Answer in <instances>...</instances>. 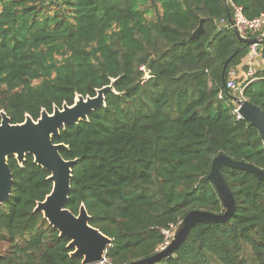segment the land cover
I'll return each mask as SVG.
<instances>
[{"label": "trees", "instance_id": "obj_1", "mask_svg": "<svg viewBox=\"0 0 264 264\" xmlns=\"http://www.w3.org/2000/svg\"><path fill=\"white\" fill-rule=\"evenodd\" d=\"M226 1L249 20L264 14V0ZM256 36L264 38V27L247 34ZM259 49L264 57V43ZM249 53L228 27L223 0H0V111L12 124L72 105L76 95L93 97L115 80L104 107L52 139L68 146L64 160L77 159L65 208L76 215L83 204L90 226L112 240L103 264L153 256L191 211L221 214L207 179L216 156L264 170L262 138L236 119L226 88L234 70L243 99L264 114V70L246 78ZM8 165L0 264H81L33 212L51 191L49 173L29 155ZM220 172L234 198L230 219L196 224L171 257L149 264H264V181Z\"/></svg>", "mask_w": 264, "mask_h": 264}, {"label": "water", "instance_id": "obj_2", "mask_svg": "<svg viewBox=\"0 0 264 264\" xmlns=\"http://www.w3.org/2000/svg\"><path fill=\"white\" fill-rule=\"evenodd\" d=\"M223 3L227 12L228 25L239 42L249 47L264 43V38L261 36L253 38L241 36L234 27L227 1L223 0ZM201 23L202 20L197 30L192 33L191 39L202 32ZM182 44L184 45L185 41H182ZM239 52L240 48L225 62L221 74L223 82L229 61ZM153 61V58L149 60L147 70L150 69ZM114 82L115 80L112 79L109 85L97 89L93 97L76 95L72 105L68 106L64 103L61 108L53 107L50 114L42 110L37 120L25 115L22 123L12 124L9 117L0 111V205L9 198L13 181L8 159L14 158L21 166L26 156H31L33 164L49 173L46 180L52 184L50 193L43 201L36 204L33 212L41 213L43 219L58 232V236L68 241L66 247L71 250L69 256L80 258L81 264L104 263L106 251L111 247L112 240L90 226V216L83 204L80 205L76 215L65 208L71 188L72 167L77 159L64 160L60 151L68 150V146L54 144L52 139L59 137L60 131H63L66 126L87 122L91 112L104 107V95L109 91L114 92ZM228 98L237 106V113L241 119L258 130L264 144L263 112L245 99L233 95H229ZM221 167L244 170L252 173L258 180L264 181V170L244 162L233 161L222 154L216 156L212 160L207 179L213 184L218 194L223 212L221 214L201 210L189 212L176 225L165 247L149 258L130 264H149L161 258H169L185 241L190 229L196 224L223 223L230 219L234 211V198L220 172Z\"/></svg>", "mask_w": 264, "mask_h": 264}, {"label": "built area", "instance_id": "obj_3", "mask_svg": "<svg viewBox=\"0 0 264 264\" xmlns=\"http://www.w3.org/2000/svg\"><path fill=\"white\" fill-rule=\"evenodd\" d=\"M231 16L233 19V24H234L235 29L243 37H247L248 33L257 32L264 27V14L260 15L259 17L255 18V19L249 20V19L245 18V16L243 15L242 8L240 6L232 5ZM228 27H229V25H228ZM260 54L261 53L259 52V45L253 44L250 46V53H249V56L247 58L248 72H247V76H246V78L249 80L252 79V76H253L252 63L258 57H260ZM140 70L145 74V78L148 77L146 74L145 67H141ZM235 75H236V72L234 70H230L228 72L229 80L226 83V88L233 92V96L240 97L241 99H243V97H242L243 88L238 87L234 83V81L232 80V78H234ZM237 109L238 108L235 105L234 114H235L236 119L240 120L241 117L237 113ZM173 230H174V228H171L170 232H165L167 238H169V235L172 233ZM163 247H165V246H163Z\"/></svg>", "mask_w": 264, "mask_h": 264}, {"label": "crops", "instance_id": "obj_4", "mask_svg": "<svg viewBox=\"0 0 264 264\" xmlns=\"http://www.w3.org/2000/svg\"><path fill=\"white\" fill-rule=\"evenodd\" d=\"M260 46V45H259ZM260 52V49H259ZM261 53V52H260ZM252 68L254 72L263 71L264 70V57H258L254 62L252 63Z\"/></svg>", "mask_w": 264, "mask_h": 264}, {"label": "rangeland", "instance_id": "obj_5", "mask_svg": "<svg viewBox=\"0 0 264 264\" xmlns=\"http://www.w3.org/2000/svg\"><path fill=\"white\" fill-rule=\"evenodd\" d=\"M172 232H173V231H172ZM171 236H172V233L169 235V238H170ZM167 243H168V242H167ZM167 243H166V245H167ZM166 245H165V246H166ZM102 264H103V263H102Z\"/></svg>", "mask_w": 264, "mask_h": 264}]
</instances>
